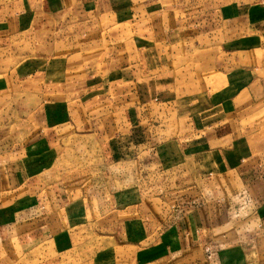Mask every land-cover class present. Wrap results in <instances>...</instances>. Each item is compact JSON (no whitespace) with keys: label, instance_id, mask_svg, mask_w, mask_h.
Instances as JSON below:
<instances>
[{"label":"rangeland","instance_id":"rangeland-1","mask_svg":"<svg viewBox=\"0 0 264 264\" xmlns=\"http://www.w3.org/2000/svg\"><path fill=\"white\" fill-rule=\"evenodd\" d=\"M1 1H10L11 14L23 12L33 17H29L27 27L20 32L11 25L6 46L0 48V174L10 176L14 185L41 184L43 191L39 199L43 201L39 213H45L42 216L47 224L51 223L52 231L59 230L55 241L26 245L7 264H168L165 256L172 249L166 240L164 243L162 230L184 220L190 223L192 232H195L194 224L197 226L202 244H189L180 252L183 256L180 263L196 258L209 262L214 251L221 248L212 246V241L221 238L225 244L233 227L239 230L237 237H242L241 220L247 219L252 201L245 191L241 192L239 179L234 176L199 179L195 175L207 170L195 166L189 153L185 160L176 144L169 148L171 154L168 149L156 146L167 136L169 139L184 136L185 147H190L192 126L184 129L186 120L168 122L167 130L160 132L155 128V118H148L145 110L135 117L140 124L132 126L133 119L125 111L136 98L130 86L124 87L128 83L113 84L110 98L99 102L104 99L103 88L84 85L85 80H61V72L50 68V61L59 68L66 60L65 50L54 52L43 45L44 38L47 40V35L50 38L53 13L60 11L61 0L58 7L50 0H21L24 2L20 5H16L17 0ZM43 18L45 21L41 22ZM93 53L89 51L86 55ZM73 60L74 57L69 59ZM205 84L182 83L179 91L217 87L214 82ZM121 93L125 95L119 100ZM56 102L63 103H59L61 109L50 113L48 110ZM65 105L68 108H63ZM111 108L115 109L112 114ZM251 110L245 122L241 116L237 118L239 123L230 117L234 130L229 136L245 135L253 150L261 151L264 150V115L257 117ZM57 113L59 118L54 121ZM247 123L256 126L254 130L239 131ZM33 142H41L44 147L31 146ZM147 142L151 144L143 147ZM113 145L122 148L115 149ZM166 152L172 166L177 165L178 156L181 161L184 159L181 178L173 179L162 172L168 167L162 163ZM12 173L23 175L13 180ZM82 193L86 212L71 226L68 202ZM38 220H31L32 225L25 229L36 226Z\"/></svg>","mask_w":264,"mask_h":264},{"label":"crops","instance_id":"crops-1","mask_svg":"<svg viewBox=\"0 0 264 264\" xmlns=\"http://www.w3.org/2000/svg\"><path fill=\"white\" fill-rule=\"evenodd\" d=\"M23 2L17 0L16 5ZM50 2L57 7L60 2L62 7L53 13L54 25L48 32L50 38L47 35L43 45L54 52L66 51V60L61 67L50 61V68L61 72V80H85L84 85L94 84L97 85L95 89L103 88L104 99L99 102L110 98L113 84L128 83L124 87L130 86L136 98L125 111V115L133 119L132 126L140 124L135 117L145 110L148 118H155V128L160 132L167 130L168 122L186 120L183 128L192 126L190 147H185L184 136L170 139L167 136L156 146L168 149V154H171L169 148L176 144L185 160L189 153L195 166L207 170V173L199 171L196 177L234 176L240 181L241 192L245 191L251 198L252 209L247 219L241 220L244 223L242 237H237L239 230L233 227L227 234L230 237L228 242L222 244L221 238L212 241V246L221 248L214 251L209 262L205 258H196L181 263L264 264V150H253V144L245 135L229 136L234 130L230 117L239 123L237 118L241 116L245 122L254 105L256 109L251 110L252 115H264V0ZM0 3V48L4 49L6 39L11 35V25L20 32L27 27L31 15L26 16L23 12L11 14L10 1ZM89 51L94 52L92 56L86 55ZM77 54H81L80 57H75ZM71 57H74L73 61H69ZM34 73L36 75L37 72ZM192 81L198 86L214 82L217 87L179 91L182 83ZM124 95L121 93L119 100ZM114 101L117 102L118 97ZM56 103L48 110L50 113L53 109H61L60 104L63 103ZM114 110L111 108L110 114ZM66 113L69 120L70 113L68 110ZM57 116L58 113L54 117ZM255 127L247 123L239 131L250 132ZM261 128L259 126L258 132ZM143 144V147H148L151 143ZM31 146L44 147L41 142H33ZM179 157L177 165L172 166L170 155L167 152L163 155L162 163L168 167L162 172L172 175L173 179L181 178L183 174L179 173L184 172L180 167L184 159L181 161ZM157 161L156 164H160V160ZM12 174L13 180L21 179L23 175ZM9 177L6 173L0 174V264L16 259L15 254L26 245H42L59 234L58 229L52 231L49 228L51 223L47 224L42 216L45 213H39L43 186L14 185ZM83 197L82 193L68 202L71 226L82 219L80 214L86 212ZM33 219H39V223L25 229L32 225ZM61 224L64 226L63 222ZM196 228L194 224L196 233L192 232L190 223L185 220L163 228L162 239L172 249V253L165 256L168 264H181L179 261L183 256L180 252L189 244H202ZM37 231H40L39 235L32 236Z\"/></svg>","mask_w":264,"mask_h":264}]
</instances>
